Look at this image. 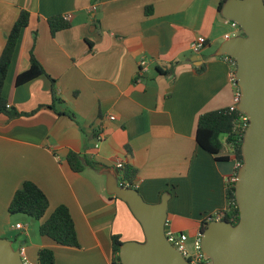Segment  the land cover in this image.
<instances>
[{"label":"crops","instance_id":"1","mask_svg":"<svg viewBox=\"0 0 264 264\" xmlns=\"http://www.w3.org/2000/svg\"><path fill=\"white\" fill-rule=\"evenodd\" d=\"M219 2L0 0V53L19 11L29 12L2 88L21 115L0 113V238L23 246L28 264H38L42 248L52 251L55 264H112L113 235L144 239L127 204L106 192L100 170L117 161L135 169L133 185L145 201L170 194L165 229L186 233L187 247L202 220L220 219L237 161L224 146L229 159L216 160L195 139L198 116L229 107L234 92L232 64L215 52L240 32L218 13ZM68 13L69 27L51 34L47 19ZM196 37L206 44L194 53ZM30 48L47 75L16 85ZM142 59L148 67L140 71ZM69 151L98 168L72 170ZM25 180L47 196L40 220L8 212ZM59 205L72 217L76 247L38 231Z\"/></svg>","mask_w":264,"mask_h":264},{"label":"water","instance_id":"2","mask_svg":"<svg viewBox=\"0 0 264 264\" xmlns=\"http://www.w3.org/2000/svg\"><path fill=\"white\" fill-rule=\"evenodd\" d=\"M220 14L240 29L220 43L215 55H228L236 62V108L248 125L234 185L239 219L235 224L210 220L200 232L201 250L212 264H264V0H224ZM100 172L106 192L127 204L144 234L142 241L119 245L120 264H189L165 237L170 194L164 192L158 202L150 203L137 189L119 183L117 168L103 167ZM0 264H26L10 239L0 238Z\"/></svg>","mask_w":264,"mask_h":264},{"label":"trees","instance_id":"3","mask_svg":"<svg viewBox=\"0 0 264 264\" xmlns=\"http://www.w3.org/2000/svg\"><path fill=\"white\" fill-rule=\"evenodd\" d=\"M224 0H220L217 6L218 13ZM29 21V12L21 9L14 21L10 31L6 36L4 46L0 53V113L8 118H15L21 115L20 112L7 106V101L2 96V88L10 64L12 54L18 40L21 30L27 26ZM50 32L54 34L60 29L69 27V22L64 20L61 15L51 16L47 19ZM240 32V29H239ZM234 62L235 60L232 59ZM236 62L232 65L231 72L234 73ZM161 71V69H158ZM167 72V71H166ZM171 72V70H168ZM45 74L44 68L35 57L33 49H29V66L26 70L17 74L15 84H22L36 76ZM58 100V99H56ZM71 117L72 113L68 112ZM242 112L237 109L230 110L229 107L204 112L198 116L195 130V139L198 145L213 155L216 160H228L229 155L221 154L224 145L230 146L233 158L242 163L241 142L244 131L240 129V116ZM225 136V141L221 140V136ZM66 161L70 168L76 172H80L86 165L98 168L97 164L85 156L74 151H69L66 155ZM237 168L234 173L236 174ZM135 169L131 166H123L120 170V184L126 187H132ZM235 182H226L225 186V208L222 210L220 219L235 224L239 219V209L235 200ZM116 197V196H114ZM117 198V197H116ZM48 208V199L45 193L32 181L25 180L21 186L14 192L8 205L10 214L23 213L27 216L40 220L45 215ZM211 217L200 222V232L205 228ZM38 231L41 235L47 236L55 242L66 246H78L76 229L72 217L68 209L64 205L57 206L51 214L40 223ZM122 243L118 235L112 236V264H120L119 245ZM38 264H55L54 255L49 249H39Z\"/></svg>","mask_w":264,"mask_h":264},{"label":"built area","instance_id":"4","mask_svg":"<svg viewBox=\"0 0 264 264\" xmlns=\"http://www.w3.org/2000/svg\"><path fill=\"white\" fill-rule=\"evenodd\" d=\"M70 17H71V14L69 13L62 15V18L64 20H68L70 19ZM228 21L231 23L232 26H235L239 29L238 25L235 22L231 20H228ZM205 44H206V39L204 37H196L191 42L190 47H191L192 52L197 53L204 47ZM223 56L225 57L227 61H229L232 65H234L235 62L232 60L233 59L232 57L228 55H223ZM147 67H148L147 62L144 59L140 60L139 62L140 71L146 70ZM229 80L232 86L234 87V92L232 95V103L229 106V109L234 110V109H237L236 105L239 101L240 92L236 84L234 73L232 72L230 73ZM110 118L113 119L114 117L110 116ZM247 125H248V118L243 114L240 116V129L242 131H245ZM239 164L240 163L237 162L236 167H238ZM115 166L119 170V176H118V179H119L120 170L123 167V163L121 161H117ZM235 180H236V174L233 173L227 181L235 182ZM216 219H219V217H217ZM16 228H21V225L16 224ZM165 237L169 241V243L182 254V256L189 262V264H212L211 260L201 250L200 232L198 233L197 237L193 239V242L190 248L187 247L188 235L184 232H181V231L174 232V231L165 229ZM19 248H20V255L22 257L23 262L28 264L24 256V253H23V246H20Z\"/></svg>","mask_w":264,"mask_h":264},{"label":"rangeland","instance_id":"5","mask_svg":"<svg viewBox=\"0 0 264 264\" xmlns=\"http://www.w3.org/2000/svg\"><path fill=\"white\" fill-rule=\"evenodd\" d=\"M235 30V29H234ZM238 32V31H237ZM221 140L224 142L225 141V136L224 135H222L221 136ZM224 147H225V149L228 151V152H231L232 153V149L230 148V146H228V145H224ZM223 147V148H224ZM144 235V234H143ZM143 240V239H142ZM141 240V241H142ZM12 245H13V247H17V242H16V240H14V239H12Z\"/></svg>","mask_w":264,"mask_h":264}]
</instances>
